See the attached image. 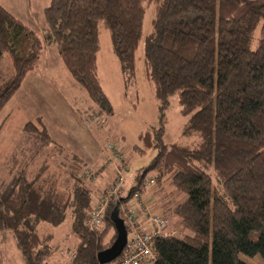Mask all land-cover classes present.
<instances>
[{
    "label": "trees",
    "instance_id": "trees-1",
    "mask_svg": "<svg viewBox=\"0 0 264 264\" xmlns=\"http://www.w3.org/2000/svg\"><path fill=\"white\" fill-rule=\"evenodd\" d=\"M149 8L143 61L160 121L140 140L157 153L121 197L143 193L151 175L185 195L168 209L184 234L153 240L156 264H247L240 254L264 259V0H52L43 34L0 5V111L54 44L100 113L112 114L98 72L99 24L109 29L131 78ZM7 53L12 64L6 70ZM172 95L199 142L165 144L164 111ZM24 129L39 148L53 143L44 126L29 122ZM75 162L63 171L66 179L45 170L43 178L42 172L29 178L25 163L3 180L10 188L0 196V232L16 234L24 264H48L52 253L41 247L38 226L59 225L68 214L80 238L69 264H99L97 254L116 239L111 213L120 202L109 204L104 227L90 230L94 188L82 176V158Z\"/></svg>",
    "mask_w": 264,
    "mask_h": 264
},
{
    "label": "rangeland",
    "instance_id": "rangeland-1",
    "mask_svg": "<svg viewBox=\"0 0 264 264\" xmlns=\"http://www.w3.org/2000/svg\"><path fill=\"white\" fill-rule=\"evenodd\" d=\"M26 1L0 0V5L25 22ZM152 19L153 9L149 8L143 22V39L137 52V68L131 78L129 73L124 71L115 52L109 29L103 22L99 24L98 72L102 87L111 102L112 114H101L80 84L69 75L67 79L64 69L57 70V88L54 91L49 82L52 80L46 77L49 71L46 57L51 52L57 56L59 54L54 44L45 48L34 68L26 75L33 86V89L25 93L27 104H30L31 108L24 104L19 94L16 97L13 95L0 111L1 197H5L8 187L10 188L8 183L3 185V180L7 181L11 175L12 179L26 167L29 178L39 176L41 172L43 178V170L53 172L59 177L63 176L64 179L68 178L69 174L63 171L68 170L70 164L76 163L75 154H79L84 157V164H78L83 167L82 176L94 188V203L91 210L103 205L102 221L98 228L104 227L103 219L109 204L112 201H119L120 204L123 203V207L129 206V203L133 204L131 209L142 216L149 211L152 214L163 213L169 218V236L184 234L179 226L178 217L168 212V209L183 201L185 195L168 183L159 186L155 175L149 176L146 180L147 184L154 178L155 183L152 186H145L142 193L143 204L135 200L132 202V197L129 200L128 198L123 200L121 197L127 195L136 177L157 153L155 148H145L140 140L143 132L157 128L160 121L159 102L155 97L153 85L145 78L143 61L144 40L152 31ZM25 23L35 29L29 20ZM59 59L61 60L60 57ZM4 63L5 69H9L12 64L10 53L5 55ZM61 64L66 68L62 60ZM33 101L36 103H32ZM38 112L40 114L35 120L37 123H34L41 127L44 123L53 140L52 144L43 148H39V142L31 140L29 133L25 131L24 126L29 121L22 125L23 121L33 118ZM189 121V116L181 113L177 95H172L169 106L164 111L165 144L199 142V138L189 128ZM110 145L121 157L119 168L126 167L124 172L122 170L124 181L118 186V176L115 177L117 169L111 163L116 159L115 154L110 150L112 157L109 158L106 152ZM143 218L145 220L146 216ZM72 220L73 217L68 214L59 225L45 222L39 224L41 247L52 253L48 264H69L72 260L67 256V250L71 249L74 254L80 243V238L73 229ZM111 231L113 230L110 229L108 233ZM239 258L247 264H264L260 254L255 256L240 254ZM0 264H24L19 240L12 231L0 232Z\"/></svg>",
    "mask_w": 264,
    "mask_h": 264
},
{
    "label": "built area",
    "instance_id": "built-area-1",
    "mask_svg": "<svg viewBox=\"0 0 264 264\" xmlns=\"http://www.w3.org/2000/svg\"><path fill=\"white\" fill-rule=\"evenodd\" d=\"M108 146V145H107ZM115 154V160H112L114 168L117 169L115 177L118 176L117 186L124 181L123 173L126 167L122 166V169L119 168V159L121 158L118 155V151L110 145L106 148L107 157H112V153ZM119 164V165H118ZM155 183V179L151 178L146 186H152ZM137 202L144 203L142 198V193L137 192L131 198ZM107 203V201L105 202ZM138 204V203H137ZM130 206V207H129ZM129 206L123 207V203L119 206L120 216L125 221V224L128 225V240L127 243L121 252V254L114 259L113 261L107 264H156L158 260V253L153 246V240L157 238H167L169 237L168 226L169 218L163 213H153L146 212V221L144 216L137 214L131 209L133 204L129 203ZM126 209V210H125ZM103 205L100 207L91 210L88 227L90 230H96L102 221ZM140 215V217H138ZM145 222H144V221ZM67 256L71 259L74 258L75 253L73 254L72 250H67Z\"/></svg>",
    "mask_w": 264,
    "mask_h": 264
},
{
    "label": "crops",
    "instance_id": "crops-1",
    "mask_svg": "<svg viewBox=\"0 0 264 264\" xmlns=\"http://www.w3.org/2000/svg\"><path fill=\"white\" fill-rule=\"evenodd\" d=\"M50 2H51V0H34V4L32 5V0L26 1L25 10H24L25 22H28V20H29V22L36 29V31H38L39 33H42V34L44 33V29H45L44 10L46 7H48ZM17 18H19V17H17ZM52 53L53 52H51L46 57L47 63H48V70H49L48 73H46V77H47V79L52 80V81H49V82H51L50 86L55 91V88H57V75H56L57 70L60 69V71H62L64 69L66 71L65 76L67 77V79H68L67 75H69L71 79H73V80H75V79L71 76V74H68L69 72L67 73V71H68L67 68H64L63 64H61V60L59 59L60 56H57L56 54H54V53L52 54ZM98 69H99V67H98ZM21 84L22 85L19 87V90L15 92L13 97H16L17 95L20 94V99H23L24 104L28 108H31L30 104H27V101H26L27 95L25 94L26 92H29V90L33 89V86L30 83L29 77L26 76ZM32 103H36V101H33ZM16 110H17V108H16ZM39 114H40V112H38L33 118H30V119L23 121L22 125H23V123L28 122V121L37 123V121H35V120H37V117ZM42 124L44 125V123H42ZM45 128H46V126H45ZM75 155L82 158V160L84 159V157H82V155H79V154H75ZM131 200H132V202H134L133 199H131Z\"/></svg>",
    "mask_w": 264,
    "mask_h": 264
},
{
    "label": "water",
    "instance_id": "water-1",
    "mask_svg": "<svg viewBox=\"0 0 264 264\" xmlns=\"http://www.w3.org/2000/svg\"><path fill=\"white\" fill-rule=\"evenodd\" d=\"M111 219L115 224L117 236L110 247L97 254L99 264H107L116 259L123 251L128 240V231L124 219L120 216L119 204L111 213Z\"/></svg>",
    "mask_w": 264,
    "mask_h": 264
}]
</instances>
